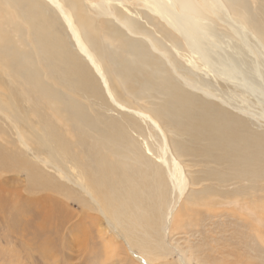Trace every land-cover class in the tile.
<instances>
[{
    "label": "bare ground",
    "instance_id": "bare-ground-1",
    "mask_svg": "<svg viewBox=\"0 0 264 264\" xmlns=\"http://www.w3.org/2000/svg\"><path fill=\"white\" fill-rule=\"evenodd\" d=\"M65 1L71 8H65L62 0H0V74L8 81L4 83L0 75V115L13 128V137H4L0 126V136L8 144H0V170H22L29 190L51 191L62 202L77 203L83 210L80 220L87 224L91 214L98 213L109 232L102 237L104 254L112 261L117 251L116 237L141 264H151L142 255L155 263L170 253L166 244H171L165 240L169 225L176 213L187 209L180 208L185 188L181 190L172 181L167 159H173L181 184L187 186L174 150L214 165L203 180L213 181L216 187L203 188L199 196L188 193L192 203L204 195L207 203L212 201L210 206L221 207L231 217L242 210L255 215L264 198V131L249 129L246 117L240 114H247L244 109L230 108L226 101L215 102L209 98L213 94L208 89H200V95L178 85L165 45L170 42L172 47H186L190 55L207 64L204 53L208 48L202 50L201 43L222 48L210 15L222 13L230 23L233 0H134L145 10L142 14L147 22L154 20L150 16L160 22L154 26L161 39L155 38L138 17H132L126 5L115 8V12L108 10L109 2L119 5L115 2L120 0L91 1L101 14L112 17L103 33L85 16L81 0ZM48 6L53 8L50 18L43 13ZM59 19L75 51H69L65 38L55 32L54 21ZM231 24L227 25L233 27ZM233 28L241 38H247L242 24ZM253 36L264 57V42ZM95 56L104 60L116 90L130 97L151 99L152 113L129 108L115 98L117 92H111ZM93 72L100 76L110 102L127 112L120 118L98 108L104 102V93ZM218 72L234 81L238 80L236 74H243L231 61L219 63ZM247 81L242 78L243 88L248 87ZM182 82L195 88L186 78ZM158 119L172 132L174 150ZM140 121L161 138L158 160L156 155L152 158L153 153L147 154L152 149L146 145L147 138L145 142L142 138ZM176 137L186 140L188 147ZM166 181L178 192L168 206ZM231 185L234 187L228 188ZM55 198H49L48 205L45 201L48 210L40 214L43 224L51 225L50 220L61 217L65 209ZM249 201L259 206L251 209L246 205ZM254 218V222H264V216ZM44 242L49 246L47 240ZM180 257L186 264L183 255Z\"/></svg>",
    "mask_w": 264,
    "mask_h": 264
},
{
    "label": "rangeland",
    "instance_id": "rangeland-1",
    "mask_svg": "<svg viewBox=\"0 0 264 264\" xmlns=\"http://www.w3.org/2000/svg\"><path fill=\"white\" fill-rule=\"evenodd\" d=\"M64 1L62 0L65 8H71L69 2L66 3ZM91 1L96 2L97 0H81L83 10L85 9V16L93 21L94 24H97L96 26L103 33L105 28H107V21H112V17L101 14L99 10L90 5ZM126 1L128 2L126 3ZM118 2H120L119 5L114 4L112 1L109 2L108 10L115 12V8L118 7L117 9L119 10V7L126 5V8L132 12V17H138L137 19L140 23L145 24L146 29L155 38L161 39L160 33L156 32L158 27L154 26L160 22L155 17L150 16L154 20L147 22L142 14L145 10L141 6L134 4V0H120L115 3ZM233 2V4H230L231 17L233 19L231 21L232 24L225 20L222 13H219L218 16L210 15L215 27L214 30L219 35L218 37H220L218 38V44L222 48L213 47V43L210 44L206 41L201 43L202 50L208 48L205 50L206 53L203 51L209 59L207 64L201 58L195 57L194 54L190 55L186 47L176 48L175 45L172 47L170 42L165 45L170 52V61H172L175 67V73H172V77L177 81L178 85L183 84L184 88L200 95H203L200 89H208L213 94L209 98L215 102L226 101L227 106L230 108L244 109L247 114H240L244 118L246 117L249 129L261 132L264 131V114H262L264 110V95H262L264 92V57L262 49L253 35H258L264 42V0H233ZM124 11L127 13L125 8ZM43 13L47 18H50L53 16V8L48 6L47 9H44ZM59 21H54L53 27L55 32L65 38L67 42L66 48L69 51H75L70 34L64 26L65 24L60 21L61 23L58 26L57 22ZM74 22L76 23L75 20ZM227 24H231L233 27L242 24L247 38H241V36L235 33V28ZM136 37L138 36L136 35ZM180 40L183 41L182 39ZM113 45L115 44L113 43ZM97 60H99L102 66L103 75L111 92H117V94L113 93L115 94L113 95L115 98L129 108L142 111L147 110L149 113H152L150 111L151 99L130 97L129 94H125L122 91L119 92V89L116 90V87L112 83V74H109L104 60L101 57H98ZM230 61L236 67L238 65L240 72L244 74H236V78L238 79L237 81L235 80L236 82L225 79L218 72L219 63L228 64ZM248 69L249 71L247 72ZM93 74L98 87L104 93V102L98 108L111 117L120 118L122 113H127L116 108L110 102L103 90L100 76L95 72ZM0 75L3 77H1L3 82L8 84L7 78L3 74ZM183 78H186L195 88L185 85L182 82ZM242 78L248 79V87L243 88L241 86L240 82ZM252 87H255L256 91H252ZM95 103L97 104V102ZM233 111L236 112L235 110ZM249 114L250 116H248ZM158 121L166 134L171 149L174 150L172 147L173 143H171L174 139L172 132L163 120L160 121L158 119ZM140 124L142 126L141 133L145 135H142L143 137L140 136L144 139V142L147 138L146 145L149 146L150 150L152 149L150 152L147 150V154L151 156V153H153L152 158L158 160V156L161 155L158 145L161 144V138L150 126L148 127L141 123V121ZM11 125L10 121H7L4 116L0 115V126L2 131L4 130V137L7 135L13 137ZM148 132L151 136L148 135ZM2 138L0 136V144L8 147V144L6 145ZM178 138H181L179 141L183 140V143L186 142L182 137ZM180 143L182 144V142ZM184 144L185 147H188L186 145L188 143ZM173 153L178 161L181 162L188 181L187 186L181 184L178 169L172 165L174 161L168 156L169 158L167 159L171 162L170 168L173 173L172 181L181 190L185 188L180 208L187 207V209H181L180 213L174 214L176 215L175 220H172L169 225V234L165 240L168 239L171 246L166 244L165 241L169 249L168 252H170L166 257H160L159 260L156 259L155 263H153L148 257L142 255L140 250L137 249L136 253L140 254V256L142 255L141 257L148 260L151 264H182L180 260L181 255H183L186 264H264V222L258 223L253 221L255 220V216H264V198L262 203H260L261 205H258L259 207L257 203L255 205L251 201L246 203L251 209L254 205L258 207L256 208L259 211L256 212L259 214H252L253 216H249L246 213L247 211L242 210L236 212L235 217H231L230 213L225 210L223 211L221 207L217 208V206L213 205L211 207L210 203L212 201L207 203L209 201L203 198L204 195L197 201H194L195 203H192L188 195L194 194L199 196V192L203 188L207 186L216 187V183L213 181L203 180L207 171L211 170V167H214V165L202 162L198 158L184 153L178 155L179 153L175 150ZM29 155L31 154L29 153ZM155 155L156 157L154 158ZM198 180L199 183H193ZM27 185L24 171L0 170V264H141L129 252L120 237H116V240L119 242L117 241L116 243L117 251L114 261L106 259L102 246V237L107 234L109 235V232L103 226L102 218L98 213L91 214L92 216L89 217L90 220L87 224L83 220H80L83 210L78 207L77 203L72 200L62 202L59 196L54 195L51 191L29 190ZM166 186L168 206L173 200V196L175 198L178 192L173 189L170 181H166ZM233 187L234 185H231L228 188ZM53 197H56V201L61 203L65 209H62L61 217L54 216L50 220L51 225L43 224L40 214H44L48 210L47 205L51 204L48 199L51 198L53 200ZM45 201L47 205H44ZM63 215L67 220L63 218ZM96 216H98L99 221L96 220ZM42 229H47V231L43 232ZM110 235L113 234L110 233ZM45 240L48 241L49 246L45 244ZM154 242L158 245L161 243L156 239Z\"/></svg>",
    "mask_w": 264,
    "mask_h": 264
}]
</instances>
